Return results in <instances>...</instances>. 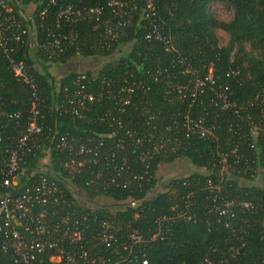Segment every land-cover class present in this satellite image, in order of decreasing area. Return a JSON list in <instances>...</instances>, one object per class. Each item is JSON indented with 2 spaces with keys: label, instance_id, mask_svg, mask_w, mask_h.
<instances>
[{
  "label": "trees",
  "instance_id": "1",
  "mask_svg": "<svg viewBox=\"0 0 264 264\" xmlns=\"http://www.w3.org/2000/svg\"><path fill=\"white\" fill-rule=\"evenodd\" d=\"M78 1L99 6L97 20H61L60 28L77 31V56L104 58L95 72L83 71L89 90L102 96L86 103L80 117L57 108L66 103L76 72L56 77L49 71L74 57L73 47L51 55L38 48L54 20L35 17V5L29 33L22 41H8L16 48L11 56L25 63L43 98L39 146L19 169L17 189L42 173L68 180L87 197L113 200L111 219L118 235L130 230L143 234L129 251L98 248L101 258H121L120 264H141L142 258L146 264H264V0H153L154 14L148 19L140 17L142 0H131L129 24L107 49L99 31L102 22H115L118 16L109 12L107 0ZM7 4L20 19L18 10L27 2ZM214 4L227 7L230 18L215 16ZM149 22L159 27V40L143 38ZM28 23L20 20L21 26ZM209 73L212 84L205 79ZM198 79L203 85L194 96L187 90L180 96L174 89L193 86ZM124 80L139 86L121 96L116 86ZM217 94L227 97L228 109H219ZM121 97L129 103L118 111ZM29 102V89L11 74L0 53V149L24 130ZM189 119H200L209 134L199 137L196 128L186 125ZM61 134L74 145L90 146L98 138L102 144L96 155L68 154L55 148ZM140 149L146 153L142 158ZM111 152L126 158L128 167L119 176L108 164ZM84 159L81 166L61 165ZM178 159L194 169L161 181L159 166ZM134 173L142 176L139 185L131 179ZM127 179L122 187L119 183ZM215 194L232 201L231 217L212 211ZM127 198L136 201L135 207L126 205ZM186 214L189 219L182 218ZM0 264H5L2 257Z\"/></svg>",
  "mask_w": 264,
  "mask_h": 264
},
{
  "label": "built area",
  "instance_id": "2",
  "mask_svg": "<svg viewBox=\"0 0 264 264\" xmlns=\"http://www.w3.org/2000/svg\"><path fill=\"white\" fill-rule=\"evenodd\" d=\"M18 1L27 2L18 10L20 19H16L11 14V5L7 4V2L11 3V0H0V53L5 58L6 67L11 74L29 89L30 102L27 109L28 121L24 130L12 139L9 146L0 149V257L4 259L5 264H120L121 258L115 260L109 256L101 258L98 248L110 250L117 247L129 251L132 243L143 240V234L138 230H130L124 235H118V230L111 219L116 210L113 200L104 198V195L87 197L77 186L69 185L68 180L47 177L42 173L37 174L29 184L17 189L19 169L23 168L22 164L27 156L34 155L39 146L37 136L42 130V121L39 117H41L40 106L43 98L39 97L36 82L32 74L27 71L25 63L14 60L11 56L16 52V48L9 45L8 41L14 43L22 41L21 37L29 33V24L33 22L34 16L45 20L53 19V28L47 29L45 40L38 48L51 55L67 47H73L72 50L77 56L78 33L72 28L61 29L60 27L64 25L62 22L88 20L91 17L97 20L101 8L82 5L77 0ZM142 4L143 11L140 17L148 19L154 14L153 0H142ZM35 5H39V8L34 15ZM106 5L112 15L118 16L115 22H102L101 25L99 39L107 49L111 42L117 40L124 26L129 24L127 17L133 5L131 0H107ZM20 20L29 23L26 27L21 26ZM149 24L150 29L144 31L143 38L147 41L159 40V27L153 22ZM205 79L208 84L213 83L210 73ZM71 84L72 89L67 94L66 103L57 104V108L78 118L85 104L98 100L102 92L92 93L89 90L90 82L83 71H76ZM202 85L203 81L198 79L193 86L176 85L174 89L180 96L186 90L190 96H194L201 91ZM137 86L139 85L128 84L124 80L116 86V91L122 96L132 92ZM107 93L110 97L111 91L108 90ZM216 97L219 109L226 110L231 106L224 94H217ZM128 103L129 98L121 97L115 108L122 111L121 107ZM186 125L196 128L195 132L199 137H205L210 132V127L204 125L200 119L186 120ZM110 135H115L114 130ZM73 141L66 134H61L54 145L57 149L66 150L68 154L85 155L92 151L93 155H96L98 145L102 144L100 138L90 146L82 143L74 145ZM117 154L110 153L108 164L115 171L116 176H119L121 171L127 169L128 164L124 156ZM143 154L146 153L140 149V158ZM84 161L85 159L76 163L63 161L61 165L63 168L70 165L81 166ZM141 178L142 176L136 173L131 177L132 180L137 181V185ZM110 181L113 182V179ZM127 182L129 179L122 180L119 184L124 187ZM109 185L112 184L107 183L106 187ZM125 202L129 207L136 205V201L131 198H127ZM211 202V209L218 217H231L232 213L229 209L232 205L231 200L215 194ZM95 209H102L103 213L97 215ZM89 210L93 211L92 214ZM136 216L137 214L134 213L133 217ZM182 218L189 219L190 216L186 214ZM89 245L93 248L92 252L88 249ZM140 263L146 264V260L142 258Z\"/></svg>",
  "mask_w": 264,
  "mask_h": 264
},
{
  "label": "rangeland",
  "instance_id": "3",
  "mask_svg": "<svg viewBox=\"0 0 264 264\" xmlns=\"http://www.w3.org/2000/svg\"><path fill=\"white\" fill-rule=\"evenodd\" d=\"M213 10L214 15L220 17L221 19L228 20L230 18L231 11L224 5L214 4ZM221 36L224 37V34L221 33ZM223 42L224 40H220L219 43L222 44ZM103 61L104 58L74 56L64 64L50 66L49 71L56 77L69 71L76 72L90 70L95 72ZM193 169L194 168L190 163L185 160L178 159L172 163L159 166L157 175L161 178V181H163L170 177L186 175ZM158 184L156 186L157 189L160 188V185Z\"/></svg>",
  "mask_w": 264,
  "mask_h": 264
}]
</instances>
